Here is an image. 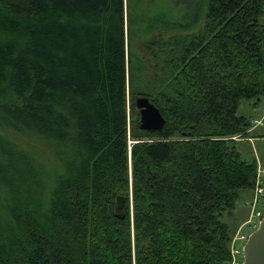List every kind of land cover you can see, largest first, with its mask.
I'll use <instances>...</instances> for the list:
<instances>
[{
    "label": "trees",
    "instance_id": "trees-1",
    "mask_svg": "<svg viewBox=\"0 0 264 264\" xmlns=\"http://www.w3.org/2000/svg\"><path fill=\"white\" fill-rule=\"evenodd\" d=\"M241 99H264V0H0V264H229Z\"/></svg>",
    "mask_w": 264,
    "mask_h": 264
},
{
    "label": "rangeland",
    "instance_id": "rangeland-1",
    "mask_svg": "<svg viewBox=\"0 0 264 264\" xmlns=\"http://www.w3.org/2000/svg\"><path fill=\"white\" fill-rule=\"evenodd\" d=\"M196 1V0H194ZM190 7L187 8V13H189ZM237 114L242 115L251 120L252 127L248 130H252L251 133L255 132L257 137L255 138H239L242 144L248 146L251 150L253 156L255 157L256 169L255 176L258 169L261 171V179L264 187V173H262V167H264V99L260 101L257 100L256 103L253 99H241L238 103ZM246 140V141H245ZM244 150L247 149L244 147ZM243 193L241 199L237 202L236 208L232 216L227 217L226 220L230 224L233 232V236L230 241V255L231 260L229 264H232V253H234L238 261L235 264H240L242 260V246L244 240H240L239 236L244 233H250L254 227H257L251 223H247L248 219L254 214L255 210L260 209L264 214V196H257L254 198L255 194V179L251 191ZM264 193V191L262 192ZM252 225V226H251ZM241 251V252H240Z\"/></svg>",
    "mask_w": 264,
    "mask_h": 264
},
{
    "label": "water",
    "instance_id": "water-1",
    "mask_svg": "<svg viewBox=\"0 0 264 264\" xmlns=\"http://www.w3.org/2000/svg\"><path fill=\"white\" fill-rule=\"evenodd\" d=\"M134 106L138 111L141 129L158 131L163 128L165 117L148 96H135ZM124 205V196L118 195L114 210L116 217H124ZM240 264H264V215L257 227L248 234L247 239L243 243L242 261Z\"/></svg>",
    "mask_w": 264,
    "mask_h": 264
},
{
    "label": "built area",
    "instance_id": "built-area-1",
    "mask_svg": "<svg viewBox=\"0 0 264 264\" xmlns=\"http://www.w3.org/2000/svg\"><path fill=\"white\" fill-rule=\"evenodd\" d=\"M262 168H263L262 169V173H264V167H262ZM260 177H261V171H260V169H258V172H257V174H256V176L254 178L255 179V194H254V198L257 195L261 196V197L264 196V193H262L264 191V187L262 186L263 182H262V179ZM258 196L256 197V199H258ZM262 217H263V213L261 212V210L260 209L255 210L254 214L248 219L247 223H251V224L254 223V225L256 226V224L259 223V221L261 220ZM248 234L249 233L241 234L239 236L240 240H244V242H245V240L247 239ZM237 252L238 251L235 250L232 253V264H235L238 261V259H237L238 257L236 258L235 254H234V253H237Z\"/></svg>",
    "mask_w": 264,
    "mask_h": 264
}]
</instances>
